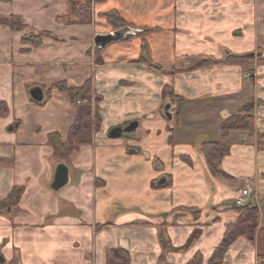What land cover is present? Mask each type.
Returning <instances> with one entry per match:
<instances>
[{"label":"crops","instance_id":"1","mask_svg":"<svg viewBox=\"0 0 264 264\" xmlns=\"http://www.w3.org/2000/svg\"><path fill=\"white\" fill-rule=\"evenodd\" d=\"M10 15L26 28L0 24V200L14 186L24 193L0 213V264H108L114 249L129 264H186L196 254L207 264L245 187L258 210L254 236H238L218 264H264V60L224 62L264 48V0H0V18ZM43 31L51 37L39 46L22 43ZM200 58L216 63L195 67ZM87 79L101 97L100 127L54 190L63 162L47 135L65 141L76 107L47 88ZM36 86L41 102L29 95ZM165 86L183 100L163 99ZM249 106L253 131H230L213 174L201 144ZM132 121L134 131L109 136Z\"/></svg>","mask_w":264,"mask_h":264},{"label":"trees","instance_id":"2","mask_svg":"<svg viewBox=\"0 0 264 264\" xmlns=\"http://www.w3.org/2000/svg\"><path fill=\"white\" fill-rule=\"evenodd\" d=\"M0 24L8 26L12 31H21L26 26L21 22V19L17 16L10 15L0 19ZM50 36L49 32L43 31L39 33H33L28 36L22 37V43L32 47L39 46L42 42V38ZM264 50V48H263ZM146 46H143V58H146ZM250 54L244 55H228L224 62L241 64L247 62L253 58ZM215 61L206 58H200L195 64V67L206 66L215 64ZM155 68L162 70L160 66ZM175 73V70L172 71ZM57 89L60 92L65 93L71 102L76 107V114L73 123L71 124L67 139L62 141L57 132H51L47 135V143L53 148V154L59 162L68 163L72 153L79 148L82 144H87L92 141L93 133L100 127L101 117L99 114L98 103L101 97L93 94L92 83L90 79H87L83 84L77 87L69 86L64 80L58 81L48 87V90ZM162 98L181 101L182 97L174 94L171 87L165 86L162 89ZM5 109V108H4ZM252 107H246L240 110L238 113L231 115L227 119L221 122L220 125V138L217 141L204 142L200 146V151L205 156L207 165L209 166L213 174L221 173L220 163L225 155L229 153L230 143L226 137L232 130L244 129L253 131L254 118L252 114ZM167 185V184H166ZM24 193L23 186H14L6 198L0 200V213L16 206L19 203L21 196ZM238 218L235 222L226 226L224 236L213 251L207 264H218L222 261L223 256L228 249L229 245L241 235H245L248 238H253L255 228L257 226L258 210L257 207L248 204L244 206L236 207ZM261 238L264 239V230L260 232ZM191 239V238H190ZM190 239L187 244H189ZM163 242V241H162ZM164 243V242H163ZM164 246L166 247L165 243ZM113 258H117L115 261L111 258L108 264H129V255L126 251L121 249H114L112 251ZM186 264H202V257L200 254H196Z\"/></svg>","mask_w":264,"mask_h":264},{"label":"water","instance_id":"3","mask_svg":"<svg viewBox=\"0 0 264 264\" xmlns=\"http://www.w3.org/2000/svg\"><path fill=\"white\" fill-rule=\"evenodd\" d=\"M125 31L126 30L124 29L123 31H121V30L116 31L115 33H112V34L97 35L95 37L94 43L96 46L102 48L107 43H109L113 40H116V39H120L123 36ZM250 55H253V53H250ZM29 95H30L31 99L35 102H41L43 100V96H44L43 90L39 86L31 88L29 90ZM170 106H171L170 103H167L163 109V112L168 119L172 118V115L169 111ZM137 125H138L137 121H132L125 127H120V126L114 127L109 131V136L118 137L124 132H132L135 130ZM67 182H68V168L64 163H59L56 166L54 176H53V181L51 183V187L54 190H58L59 188L63 187Z\"/></svg>","mask_w":264,"mask_h":264},{"label":"built area","instance_id":"4","mask_svg":"<svg viewBox=\"0 0 264 264\" xmlns=\"http://www.w3.org/2000/svg\"><path fill=\"white\" fill-rule=\"evenodd\" d=\"M253 202V197L250 193V189L248 187L243 188L240 193L234 198V205L244 206L251 204Z\"/></svg>","mask_w":264,"mask_h":264},{"label":"rangeland","instance_id":"5","mask_svg":"<svg viewBox=\"0 0 264 264\" xmlns=\"http://www.w3.org/2000/svg\"><path fill=\"white\" fill-rule=\"evenodd\" d=\"M113 18H114V16H113ZM0 19H2V18H0ZM31 34H33V33H31ZM251 57H253L254 59L257 58V60H264V50H263V48H261L256 53H253V55Z\"/></svg>","mask_w":264,"mask_h":264}]
</instances>
